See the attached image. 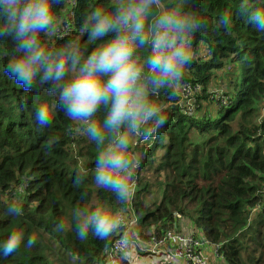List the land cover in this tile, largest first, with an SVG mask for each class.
Returning a JSON list of instances; mask_svg holds the SVG:
<instances>
[{
	"label": "trees",
	"instance_id": "trees-1",
	"mask_svg": "<svg viewBox=\"0 0 264 264\" xmlns=\"http://www.w3.org/2000/svg\"><path fill=\"white\" fill-rule=\"evenodd\" d=\"M65 2L54 7L57 16ZM74 2L72 35L50 41L42 37L48 47L77 40L82 49L96 46L80 36V24L93 8H110L111 0ZM249 3L264 7V0ZM239 4L240 0H189L187 10L200 14L208 31L198 34L194 45L205 47L206 58L196 55L186 82L199 83L204 92L211 79L227 73L218 71L234 63L240 66V80L229 83L231 103L213 111L219 114L213 119L205 106L199 114H182L173 105L176 92L168 96L160 91L158 100L168 120L155 138L137 148L143 160L130 200L137 220L131 233L147 240L174 228L181 217L209 243L219 245L218 256L225 264H264V119L257 121L264 106V32L235 14ZM224 13L233 17L228 28L218 26ZM11 51L10 41L0 42V65L11 58ZM140 54L146 55V50ZM46 100H55L48 85L26 91L0 71V244L13 231L24 230L19 250L7 258L0 255V264H56L43 255L52 245L68 255L69 263L102 264L115 235L100 240L89 233L80 240L73 213L100 203L119 208L121 202L111 190L95 186L96 148L82 135L80 125L59 108L51 126L41 128L35 121L34 109ZM77 172L86 176L79 185L74 183ZM150 178L158 179L152 185ZM23 181L24 189L11 197L10 190ZM151 187L158 190V201H146ZM13 201L22 215L8 212ZM61 222L68 229L58 231ZM30 237L36 242L28 248Z\"/></svg>",
	"mask_w": 264,
	"mask_h": 264
},
{
	"label": "clouds",
	"instance_id": "clouds-1",
	"mask_svg": "<svg viewBox=\"0 0 264 264\" xmlns=\"http://www.w3.org/2000/svg\"><path fill=\"white\" fill-rule=\"evenodd\" d=\"M189 0H111L110 8H93L80 24V36L96 46L81 48L79 40L50 48L59 31L54 7L63 0H0V42L10 41L11 58L0 71L26 91L48 85L55 97L34 109L41 128L52 124L56 108L81 126L82 135L96 148L93 182L98 189L116 194L121 207L100 203L74 210L76 235L107 240L125 224L126 205L133 198L137 171L143 156L139 140L155 138L168 117L158 97L186 86V74L196 60L195 41L208 31L204 18L188 11ZM195 9L194 3L192 4ZM236 15L264 32V7L240 0ZM231 13L221 14L218 26L228 28ZM43 37V38H42ZM140 50H146L141 55ZM39 78V79H37ZM86 172V171H85ZM86 178L77 172L74 183ZM22 191V189H21ZM8 212L22 215L13 203ZM63 231V222L56 225ZM24 242V230L13 231L2 244L0 255L15 254ZM27 240L26 247L35 244ZM129 241L124 238L122 248Z\"/></svg>",
	"mask_w": 264,
	"mask_h": 264
},
{
	"label": "built area",
	"instance_id": "built-area-1",
	"mask_svg": "<svg viewBox=\"0 0 264 264\" xmlns=\"http://www.w3.org/2000/svg\"><path fill=\"white\" fill-rule=\"evenodd\" d=\"M74 0H66L64 9L59 17V31L52 37L53 39H59L63 37H69L73 32V21H72V8L74 7ZM195 47L196 55L202 59L206 58V50L202 48V44H197ZM202 50V52H200ZM230 67L226 66L217 74L229 71ZM199 83L186 82V86L176 91V100L173 105L184 115L190 116L197 114L199 108H203V105H209L214 110L222 109L230 104V96L227 95L219 87L211 88L209 85L204 92ZM205 94V100H202V94ZM205 103H204V102ZM260 120L264 119V106L260 110ZM142 139L138 141L142 144ZM16 186V185H15ZM25 187L24 181L14 187L11 192V197H16V193H19L21 189ZM136 182L134 185V190ZM129 204V202H128ZM126 217L123 229L115 234V237L111 241L104 252L102 264H125L126 253L131 249H136L142 254L149 256L161 257L164 262L169 264H205V248L209 249L210 256L213 258L218 256L219 245L209 243L203 238L200 232L189 231L181 233L175 230H163L159 234H151L149 238L140 239L131 233L137 224L134 213L127 206ZM124 238L129 241L127 248H122L121 245L124 243Z\"/></svg>",
	"mask_w": 264,
	"mask_h": 264
},
{
	"label": "rangeland",
	"instance_id": "rangeland-1",
	"mask_svg": "<svg viewBox=\"0 0 264 264\" xmlns=\"http://www.w3.org/2000/svg\"><path fill=\"white\" fill-rule=\"evenodd\" d=\"M229 67H230V69H229V71H227V73H224L222 75L215 76L213 79H211V81H210L211 82L210 83L211 88L219 87L226 94L230 92V90H231V86L230 85L231 84H229V83H231V82H236L237 83L240 80V66H239L238 63H234V64H229ZM201 106H205V111L208 112V114L211 117V119L217 118L219 116V114L217 112H213V111H216V110L210 108L209 105L206 106V105L201 104ZM262 107L260 106V108L258 110L257 121H260V115L262 113V112H260V110H261ZM201 111H202V109L199 108V110H198L197 113L199 114ZM191 139L194 140V141H197L195 139V136H192ZM137 178H139V176ZM157 179L154 180L153 178H150V183L153 185V183H156V180ZM135 190H137V187H135ZM135 190H134V192H136ZM146 197H147L146 198V201H148V202L152 198H154L156 201H158V199H159V192H158V190L155 187H151L150 190H149V194H147ZM14 201H13V203H14ZM93 203H96V200H94ZM128 207L133 212V209L130 206V201H129ZM66 210H67L66 211V215L69 216L71 210L68 209V208H66ZM180 222H184V223L189 224L188 221L185 218H181L180 217L179 219H177V221L175 223L176 226L174 228L169 229V230H175V231H177L176 230V227H177V224H179ZM64 229L65 230L68 229V225H66V223L64 224ZM192 230L195 231V229H193V228H192ZM178 232H180V231H178ZM133 233L136 234V232H133ZM181 233H183V232H181ZM184 233H186V232H184ZM201 235H202V233H201ZM43 255L45 256V258H48V261L49 262L52 261V262H54L56 264H74L73 261H71L69 263L68 255L67 254L65 255L64 253L60 252L53 245L49 249L44 250L43 251ZM139 257H140V262H137L135 264H150L151 262H149V260L150 259H153L155 256H149V255H146V254H142L141 253V255ZM208 257H210V258H208ZM127 264H132L131 263V259H128L127 260ZM205 264H225V262L220 257L213 258L211 256H207L205 258Z\"/></svg>",
	"mask_w": 264,
	"mask_h": 264
},
{
	"label": "crops",
	"instance_id": "crops-1",
	"mask_svg": "<svg viewBox=\"0 0 264 264\" xmlns=\"http://www.w3.org/2000/svg\"><path fill=\"white\" fill-rule=\"evenodd\" d=\"M202 48H203V45H202ZM203 51H204V48H203ZM200 52H202V50H200ZM176 230L184 233V232L191 231L192 228H191L190 224L180 222L179 224H177ZM204 252L207 256H210V253H209L210 251L208 248H205ZM141 253L136 249H131L130 251H128L125 255L126 256L125 264H127L128 259H131L132 264L140 262L139 256L141 255ZM208 258H210V257H208ZM149 262H151L150 264H169V261L164 262L163 258H161V257H154L153 259H150Z\"/></svg>",
	"mask_w": 264,
	"mask_h": 264
}]
</instances>
